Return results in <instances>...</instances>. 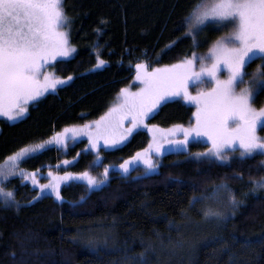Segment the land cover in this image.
<instances>
[{
	"label": "trees",
	"instance_id": "trees-1",
	"mask_svg": "<svg viewBox=\"0 0 264 264\" xmlns=\"http://www.w3.org/2000/svg\"><path fill=\"white\" fill-rule=\"evenodd\" d=\"M198 2L63 0L69 22L63 30L76 54L49 63L44 71L65 83L30 105L19 121L0 119V165L8 155L41 145L65 129L96 124L121 90L132 85L136 64L153 69L176 64L193 50L197 55L206 53L225 33L208 29L193 49L192 40L184 38V17ZM97 57L105 61L101 69ZM258 61L248 66V73L256 71ZM263 104L264 88L253 106ZM194 113L193 106L174 99L164 103L147 124L162 129L189 126ZM260 134L264 136V130ZM149 144L150 135L137 131L120 147L102 150L97 167L86 140L69 145L66 151L51 147L22 160L18 168L36 175L49 169L58 175L87 172L98 178H105V168L109 173L99 189L90 190L84 183L63 186L59 201L48 195L39 198L40 189L19 177L9 179L6 187L15 192L19 208L0 205V264H140L132 258L148 244L154 251L149 249L145 258L156 264L154 253L159 250L162 264H264V190L249 192L250 179L264 176L263 157L199 161L194 154L208 148L193 142L187 151L165 154L148 176L111 172ZM238 174L243 179L233 178ZM222 180L237 194L249 195L235 216L222 223L205 222L201 206L191 208L188 202L194 195H207ZM106 229L112 233L106 245L97 246L86 238ZM172 249L182 254L171 255Z\"/></svg>",
	"mask_w": 264,
	"mask_h": 264
},
{
	"label": "snow or ice",
	"instance_id": "snow-or-ice-1",
	"mask_svg": "<svg viewBox=\"0 0 264 264\" xmlns=\"http://www.w3.org/2000/svg\"><path fill=\"white\" fill-rule=\"evenodd\" d=\"M209 21L227 31L215 40L207 55L198 56L193 50L180 62L155 67L151 72L146 70L145 65L136 64V79L141 81L142 88L136 92L122 89L120 103L96 122L95 133L89 131L88 126L80 130L65 129V133L85 132L95 148L101 139L105 145L116 144L118 141L112 134L125 120H129L130 126L124 130L121 140L141 126L153 132L162 131L155 126L149 128L145 121L170 97L182 96L197 105V112L194 114L195 125L181 127L184 140L176 143L186 145L190 135L206 136L210 142L205 152L194 154L195 159L225 163L230 160V153L235 152H239V156H232V159L264 156V136L257 135V128L264 125V107L257 109L252 104L256 98L253 88H264V64L253 73L245 71L246 66L256 59L264 62V0H199L184 17V38L192 40L193 49L199 47L197 37ZM68 23L63 0H0V116L16 121L28 111L30 102H38L49 90L54 91L58 85L65 83L43 69L50 60L69 57L74 51L69 46L68 32L62 30ZM97 60L98 65L105 63L99 57ZM222 68L227 72L225 79L219 75ZM245 77H249V80L246 81ZM190 83H207L211 87L192 95ZM65 139L63 134L57 133L48 143L64 144ZM43 147L24 148L6 157L11 164L8 167L0 166V205L19 208L15 192L6 187L9 177L17 170L20 177L30 179L34 185H39L41 191L50 189L57 199H62L60 182L72 179L70 173L59 176L49 172L51 181L39 184L35 173L18 169L17 161L29 153H37ZM161 152L162 145L154 139L143 153H136L133 159L141 161L147 173L157 168L152 156ZM127 163L120 165L125 172L128 171ZM261 163L264 165V161ZM107 174L108 169L105 168L104 176ZM81 175L90 186L103 183L87 172ZM233 178L243 179V175L238 174ZM257 189H264V176L250 179L249 192ZM249 192L237 194L230 184L222 180L207 195H194L188 203L191 208L201 206L199 213L202 219H215L217 223H222L230 215H236ZM207 201L212 204L205 203ZM183 215L189 219L187 212H183ZM170 226L174 225L170 222ZM149 249L154 251L153 245L148 244L144 252L132 259H139L140 264H148L145 253ZM12 255L15 256V253Z\"/></svg>",
	"mask_w": 264,
	"mask_h": 264
},
{
	"label": "rangeland",
	"instance_id": "rangeland-1",
	"mask_svg": "<svg viewBox=\"0 0 264 264\" xmlns=\"http://www.w3.org/2000/svg\"><path fill=\"white\" fill-rule=\"evenodd\" d=\"M208 29H210V32H213V31H216L217 30V31L222 32V34H224V33L226 34V31H227V29L221 30L214 22L209 21L207 27H205L204 31L202 33H200L199 36L197 37V40H200L201 39V35L204 32H206ZM69 46L74 49V51L72 52V54L69 57H56L55 59L50 60L48 62V64L49 63H52V62H55V61H58V60H69V59L73 58L75 56V54H76V49L72 45H70V43H69ZM207 54H208V51L206 53H204V54H198V56L199 55H207ZM257 60H259V59H256L255 61H257ZM251 63H253V62H251ZM141 64L145 65V68H146L147 71H149V72L152 71V69H149V67L147 66V64H145V63H141ZM262 64H264V62H262L261 60H259L256 67L258 68ZM105 65H106L105 63L103 65H98L97 69H101ZM248 66H246V69H245L246 72H247ZM257 68H256V70H257ZM44 69H43V71H44ZM197 70H198V67H197ZM44 72L47 73V74L53 75V74H51V73H49L47 71H44ZM136 73H137V71H136ZM219 75H220V78L221 79H225L227 77L226 70L222 68ZM245 80L248 81L249 80V77H245ZM68 81H71V79L68 80ZM62 85H64V84L58 85L57 88L60 87V86H62ZM244 86H246V85H240L239 87H244ZM142 87H143V85H142L141 81L140 80H137L136 77H135L134 82L132 83V85L129 88H127V90L129 92H136V91H138ZM209 87H211V85L210 84H207V83H205L203 85L196 84V83H190L189 84V91L191 92L192 95H196L198 91H200L202 89L206 90ZM262 89L263 88H259V89L253 88V92H254V94H256V97H257V93H259ZM52 91L53 90H49V92L45 93L42 97H44L45 95L49 94ZM42 97H40L39 100ZM120 97H121V94L118 96V98H117L115 104L113 105V107H115L118 103H120ZM179 98L182 99L186 104H188L190 106H193L194 109H195V113L197 112V105L194 102H191V101H188V100L184 99L182 96H173V97H170L167 101L174 100V99H179ZM36 102L37 101L30 102L28 104V107L30 105H32V104H35ZM253 102H254V100L252 101V104H253ZM164 103L165 102H163L162 104H164ZM261 107H264V104ZM261 107H255V108L259 109ZM155 112L156 111H154L152 114H154ZM25 114H24V116H25ZM152 114H151V116H152ZM23 117L18 118L16 121H19ZM1 118L2 119H5V120H8L6 117H3V116H0V119ZM16 121H10V122H16ZM147 121H148V119L145 121V124H147ZM194 125H195V115H194L193 122L189 126L172 127V128H168V129H162V128H158V127L155 126L156 129L162 130V131H157V132L149 131L148 128L141 126V127H138L137 129H135L131 133V135H127L125 139L121 140L120 137H121V135L124 134V130L127 129L130 126L129 120H125V121H123L122 125L119 128L115 129V131L112 134V137L115 138L118 141L114 145L113 144L105 145L104 144V141L101 139V140L98 141V145L99 146L94 148V147H92V141H91V139H90V137H89V135L87 133L80 132L79 134H76L73 131H68L67 133H65V131H64L63 133H61V134H63L66 137L64 144H56V143L49 144L48 141H47V142H44V143L41 144V145H44V147L42 149H38L37 153L38 152H41V151H43V150H45L47 148H51V147H56V148L63 149V150L66 151V149H67V147L69 145H74L75 143H77V142H79L81 140H86L88 142V150L90 152H92L94 154V156H96L95 167H97V166H100L101 165V161H102L101 151L102 150H112V149H116V148L120 147L122 144H124V143H121V142H124V141H127L128 139H130L131 136L133 135V133L142 130V131L147 132L150 135V144H152L153 141H154V139H155V141L159 142L162 145V152L159 155H155L154 154L152 156V159H153L154 163H156V165L158 167L160 165L161 161L163 160V156L165 154H167L169 152H182V151H185V150L187 151L189 144H191L193 142H198V143H201V144H205V145H207V148L210 147V142L208 141V138L206 136L190 135L188 137V141L189 142L186 145H179V144L176 143L177 141L184 140V134L180 130V128L181 127L182 128H189V127L194 126ZM150 127H152V126H149V128ZM83 128L84 127L74 128V129L75 130H80V129H83ZM262 128H264V125H261V126H259L257 128V135L261 136L260 131L262 130ZM88 129L92 133H95V131H96L95 124L89 125L88 126ZM69 130H73V129H69ZM167 141H172V143L169 144ZM237 147H238V145H237ZM31 148H37V146L31 147ZM203 152H205V151H203ZM142 153H143V151H142ZM34 154H36V153H29V154L26 155V157H22L19 161H17L18 166H19V164H20V162L22 160H24V159H26V158L34 155ZM234 154H236L237 156H239V152H235ZM260 156L263 157V161H264V156H262V155H260ZM231 157H232V154L230 153V158ZM10 164H11V162L10 161H7L6 163H4V164H2L0 166L8 167V166H10ZM126 167L128 168V171L127 172H125L120 167H114V168H111L110 170H111V172H117V173H120V174L125 175V176L126 175L128 176V175L131 174V177H134V178H140V177L148 176L152 172H154V170H153L151 172H147L146 173L145 172V167H144L143 163L141 161H139V160H134V159L131 160V161H129L127 163ZM49 172H51L53 175H58V173L55 170H53V169H49ZM49 172H44L42 174L36 175V179L39 181V184H48L51 181L52 178L48 176V173ZM71 175H72V179H70V180H64V181H61L60 182L59 191L61 190V188L63 186H66V185L71 184V183H84V184H87L88 185L87 180L85 178H83L82 175H73V174H71ZM59 176H64V175H59ZM90 176H93V175H90ZM15 177H19V178L23 179V182L24 183H29L34 188H39V185H34L31 182L30 179H24V178L20 177L19 176V173H18V170H17V172L14 175L10 176L9 179L15 178ZM93 177H95L97 179V181H103V183H100V184H98L96 186H90V185H88V188L90 190L99 189L106 182V180H105L106 177L105 178L104 177L98 178L96 176H93ZM258 190H264V189H258ZM39 191H40L39 198H42V197L48 195V196H52L55 199H57L56 194L54 192H51L50 189H45L43 191H41V189H40ZM57 200L59 201L60 199H57ZM205 203L212 204L211 201H207ZM213 206H215V205H213ZM210 220H212V219L204 220V221L206 222V221H210ZM110 235H112V233H110V231L106 229V230H100V231H96V232H91L90 234H88V236L86 238H88L89 240H91L92 243H95L97 246H99V245H106L107 242L105 241V239H110L111 238ZM154 254H155V258L157 260L156 261L157 264H162V259L161 258L163 256L161 254V250H159L158 252H155ZM178 254L181 255L182 252H180V250H178V249H172V254L171 255H178ZM170 260H171V257H170ZM147 261H148V264H156L152 260H148L147 259Z\"/></svg>",
	"mask_w": 264,
	"mask_h": 264
},
{
	"label": "flooded vegetation",
	"instance_id": "flooded-vegetation-1",
	"mask_svg": "<svg viewBox=\"0 0 264 264\" xmlns=\"http://www.w3.org/2000/svg\"><path fill=\"white\" fill-rule=\"evenodd\" d=\"M165 103H166V102H165ZM162 105H163V104H162ZM162 105H161V106H162ZM161 106H160V107H161ZM160 107H159V108H160ZM159 108H158V109H159ZM158 109H157V110H158ZM157 110H156V111H157ZM155 113H156V112H155ZM152 115H153V114H152ZM125 142H127V141H124V142H121V143H125ZM164 156H165V155H164ZM164 156H163V157H164ZM155 171H156V169L154 170V172H155ZM144 177H145V176H144Z\"/></svg>",
	"mask_w": 264,
	"mask_h": 264
}]
</instances>
